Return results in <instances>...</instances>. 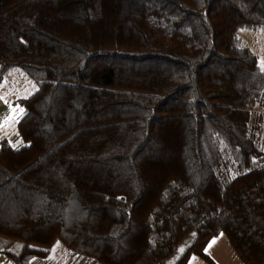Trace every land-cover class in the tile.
Returning <instances> with one entry per match:
<instances>
[{"label":"trees","instance_id":"obj_1","mask_svg":"<svg viewBox=\"0 0 264 264\" xmlns=\"http://www.w3.org/2000/svg\"><path fill=\"white\" fill-rule=\"evenodd\" d=\"M264 0H0V253L68 264H264Z\"/></svg>","mask_w":264,"mask_h":264},{"label":"crops","instance_id":"obj_2","mask_svg":"<svg viewBox=\"0 0 264 264\" xmlns=\"http://www.w3.org/2000/svg\"><path fill=\"white\" fill-rule=\"evenodd\" d=\"M18 73L8 75L0 82V144L5 138L13 139L10 132L15 135L17 131V123L22 114V108L19 104L20 96H7L1 92L2 86L9 82L13 76ZM13 141V140H11ZM207 252L213 257L218 264H244L232 245L230 244L226 234L221 233L212 238L207 245ZM10 260L0 253V264H10ZM31 264H68L62 252H56L47 258L36 257L31 260ZM187 264H206L199 257H192Z\"/></svg>","mask_w":264,"mask_h":264},{"label":"rangeland","instance_id":"obj_3","mask_svg":"<svg viewBox=\"0 0 264 264\" xmlns=\"http://www.w3.org/2000/svg\"><path fill=\"white\" fill-rule=\"evenodd\" d=\"M241 33L244 40L258 54L260 64L264 66V34L252 30H243ZM16 75L2 86L1 92L4 95L26 97L37 89V83L33 79L20 72ZM9 136H12L13 141L18 139L17 131L15 135L10 132Z\"/></svg>","mask_w":264,"mask_h":264}]
</instances>
